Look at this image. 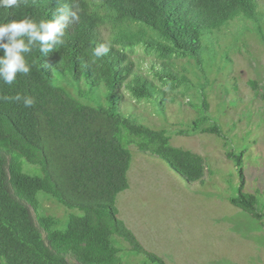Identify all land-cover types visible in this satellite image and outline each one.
<instances>
[{
	"label": "trees",
	"instance_id": "1",
	"mask_svg": "<svg viewBox=\"0 0 264 264\" xmlns=\"http://www.w3.org/2000/svg\"><path fill=\"white\" fill-rule=\"evenodd\" d=\"M259 1L21 0L14 9L0 8V23L24 17L51 20L56 9L73 3L78 15L65 29L62 46L46 55L35 46L26 54L27 76L18 73L11 85L0 81V97L19 94L35 100L32 107L22 100H0V264H122L114 236L127 242L131 253L165 264L117 217L115 200L129 187L132 147L159 157L188 182L202 179L205 161L173 146L166 129L123 114L124 92L162 114L168 98L182 104L178 98L186 96V70L176 60L190 58L201 66L203 38L238 17L257 21L262 17ZM100 44L109 51L95 59L90 51ZM83 82L89 90L73 95ZM249 84L257 87L256 81ZM199 99L196 118L177 134L221 135L205 94ZM226 156L240 176L239 193L230 203L261 220L258 198L244 192V152ZM21 158L40 166L42 175L24 172ZM40 192L81 214L59 218L45 213Z\"/></svg>",
	"mask_w": 264,
	"mask_h": 264
},
{
	"label": "rangeland",
	"instance_id": "2",
	"mask_svg": "<svg viewBox=\"0 0 264 264\" xmlns=\"http://www.w3.org/2000/svg\"><path fill=\"white\" fill-rule=\"evenodd\" d=\"M258 12L262 17L257 21L238 17L205 36L201 66L190 58L176 60L178 68L186 70L182 88L186 96L178 98L182 104L168 98L162 114L153 104L137 102L124 92L123 114H134L151 128L166 129L173 146L200 154L205 161L202 179L188 182L159 157L132 147L129 187L115 200L117 217L165 264H264V0L259 1ZM137 51L142 54V49ZM146 67L141 64L142 70ZM250 81H256L255 89ZM79 89L87 92L89 87L83 82L73 95ZM100 93L105 100L104 86ZM200 93L205 94L208 113L220 125L221 135L177 134L196 118ZM228 151L244 152V192L258 198L261 220L230 203L239 193L240 176ZM20 162L24 172L42 175L40 166L23 158ZM38 198L47 214L59 218L81 214L43 192ZM114 239L122 264H157L131 253L123 239Z\"/></svg>",
	"mask_w": 264,
	"mask_h": 264
},
{
	"label": "clouds",
	"instance_id": "3",
	"mask_svg": "<svg viewBox=\"0 0 264 264\" xmlns=\"http://www.w3.org/2000/svg\"><path fill=\"white\" fill-rule=\"evenodd\" d=\"M21 0H0V8L14 9L19 7ZM76 7H59L53 14L51 20H40L39 23L29 17L20 20H11L7 23H0V81L11 85L17 78V74L27 76L30 73V66L25 56L32 52L33 47L38 46L39 51L44 55L65 43V29L78 20ZM58 13V14H57ZM109 47L100 44L91 49L90 55L99 59L106 55ZM95 62V60H94ZM23 101L25 107H32L35 100L31 96L21 97L17 94L14 97L2 96L0 100Z\"/></svg>",
	"mask_w": 264,
	"mask_h": 264
}]
</instances>
